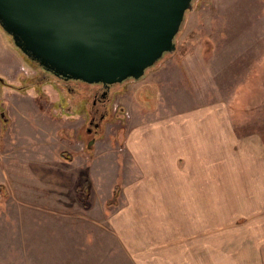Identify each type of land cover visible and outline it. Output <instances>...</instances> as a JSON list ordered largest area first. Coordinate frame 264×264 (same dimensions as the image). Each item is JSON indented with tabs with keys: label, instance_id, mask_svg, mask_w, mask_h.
<instances>
[{
	"label": "rangeland",
	"instance_id": "rangeland-1",
	"mask_svg": "<svg viewBox=\"0 0 264 264\" xmlns=\"http://www.w3.org/2000/svg\"><path fill=\"white\" fill-rule=\"evenodd\" d=\"M175 42L166 59L179 67L176 96L159 79L165 105L155 84H117L111 115L91 135L59 79L0 27V264H139L125 231L145 223L149 152L131 146L142 133L147 146L156 133L163 148L181 144L160 152L170 163L161 181L194 175L212 192L211 225L191 236L212 242V255L198 248L197 259L264 264V0H195ZM184 96L193 108H181ZM171 115L175 127L161 123ZM142 244L158 252V241Z\"/></svg>",
	"mask_w": 264,
	"mask_h": 264
},
{
	"label": "water",
	"instance_id": "water-1",
	"mask_svg": "<svg viewBox=\"0 0 264 264\" xmlns=\"http://www.w3.org/2000/svg\"><path fill=\"white\" fill-rule=\"evenodd\" d=\"M192 9L193 0H0V27L56 77L117 85L177 49Z\"/></svg>",
	"mask_w": 264,
	"mask_h": 264
},
{
	"label": "crops",
	"instance_id": "crops-1",
	"mask_svg": "<svg viewBox=\"0 0 264 264\" xmlns=\"http://www.w3.org/2000/svg\"><path fill=\"white\" fill-rule=\"evenodd\" d=\"M177 60V59H176ZM171 57L165 59L159 67L148 71L147 75L142 79L144 81L143 85L150 86L155 84L158 86L159 94L162 97V103L165 105L166 99L164 94V86L158 84V79L163 81L165 85L170 87L171 90L168 92L170 96H176V89L174 88V82L180 78L177 73L179 68L177 65H174L173 62L170 64ZM184 62V61H183ZM184 77V75H183ZM155 79V81H154ZM178 95V94H177ZM183 106L181 108H193L190 104V100L184 96ZM165 109V106H163ZM180 108V109H181ZM143 109V108H142ZM157 108L156 112L159 111ZM193 115L192 111L185 113L184 119L186 125H188L190 116ZM212 119V112L210 113ZM176 115H171L169 118H162L163 122L173 121L174 127L176 126ZM162 124H158L162 128ZM172 125L169 128L174 132ZM147 129V128H146ZM170 131V132H171ZM212 131V129H211ZM149 133V131H147ZM178 132L181 135L187 136L188 131L181 133V128ZM152 138L153 143L150 146L145 145L146 139L145 134L142 133V136L138 139H134L135 142L131 146L134 149L139 150V148L148 149L149 154L146 156L145 168L147 169L144 173V179L147 183H144L141 187L142 195L141 200L144 202V224L139 225L140 229L135 228H126L125 234L129 241H132L131 247L132 250L136 253H139L138 261L139 264H211V260L207 259H197L198 252L197 249L201 248L203 255H212V248L214 245L210 242L211 245L207 243H197L196 240L192 239V233H204L209 225H211L209 217V209L213 210L214 203L212 202V192L207 187V182L199 180L194 175H189L187 181L184 180V177L181 176H162L163 181L160 177V168L169 167L170 163L168 162L167 166L165 160H161L159 157L162 150H167L171 153L176 151H181V144H173L163 146L160 144L161 135L156 133ZM181 138V137H179ZM163 148V149H162ZM158 174V175H156ZM191 176V177H190ZM168 186H173V192L163 191L162 188ZM187 186V190L195 194L191 196L184 197L181 194L183 188ZM174 191H178L176 193ZM201 191V193H198ZM135 206V205H134ZM136 207V206H135ZM203 207V208H202ZM202 208V209H201ZM151 216L155 217L156 220L152 221ZM213 217V216H211ZM212 220V219H211ZM135 231V233H133ZM178 239L189 240V246L186 247L181 245V241ZM143 241H147L149 245H155L156 242H159L158 252L150 253L145 246L142 244ZM147 245V244H146ZM128 247V242L127 245ZM144 248V249H143ZM130 254V253H129ZM221 264H231L222 257L219 260ZM243 264L245 262L243 261ZM255 264H259L256 262Z\"/></svg>",
	"mask_w": 264,
	"mask_h": 264
},
{
	"label": "flooded vegetation",
	"instance_id": "flooded-vegetation-1",
	"mask_svg": "<svg viewBox=\"0 0 264 264\" xmlns=\"http://www.w3.org/2000/svg\"><path fill=\"white\" fill-rule=\"evenodd\" d=\"M45 72L51 74L50 72ZM56 78L59 79L60 86L63 87L69 100L71 101L72 99L81 108L80 111L89 117L91 126L89 125L87 132L91 135H93V132L99 133L102 129V124L112 113L113 102L119 93L113 91L116 85L85 83L87 86L81 89L79 88V82L82 81L61 77Z\"/></svg>",
	"mask_w": 264,
	"mask_h": 264
},
{
	"label": "trees",
	"instance_id": "trees-1",
	"mask_svg": "<svg viewBox=\"0 0 264 264\" xmlns=\"http://www.w3.org/2000/svg\"><path fill=\"white\" fill-rule=\"evenodd\" d=\"M194 1L195 0H193V3H194ZM190 11H188L187 13H186V16H185V20H184V22H183V25H182V27H181V30H180V32L182 31V29H183V27H184V24H185V22H186V18H187V15H188V13H189ZM180 32H179V34H180ZM178 34V35H179ZM178 35H177V37H178ZM177 37H176V39H177ZM176 39H175V41H176ZM171 53H166L165 55H164V57L153 67V68H156L165 58H167V56L168 55H170ZM150 69H152V68H150ZM149 69V70H150ZM150 90V89H149ZM148 90V94L150 93V91ZM68 159L70 160L71 159V157H68Z\"/></svg>",
	"mask_w": 264,
	"mask_h": 264
}]
</instances>
